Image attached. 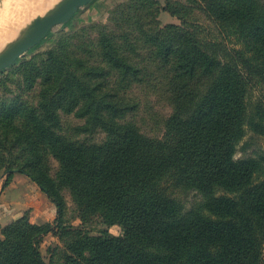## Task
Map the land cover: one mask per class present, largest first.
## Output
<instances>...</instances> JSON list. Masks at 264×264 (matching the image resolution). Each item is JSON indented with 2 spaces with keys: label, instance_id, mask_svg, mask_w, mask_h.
<instances>
[{
  "label": "trees",
  "instance_id": "obj_1",
  "mask_svg": "<svg viewBox=\"0 0 264 264\" xmlns=\"http://www.w3.org/2000/svg\"><path fill=\"white\" fill-rule=\"evenodd\" d=\"M188 1L129 0L96 40L70 38L0 80L5 185L26 175L57 209L53 223L25 215L2 228L0 264H53L41 251L50 234L65 242L61 264H264V154L236 157L250 130L264 133V105L256 114L248 105L252 86L264 83V0ZM162 10L182 25L161 26ZM194 11L242 47L202 36ZM148 69L173 104L162 137L129 115L128 92ZM35 88L37 102L27 99ZM65 114L84 122L68 129ZM179 191L203 200L187 210ZM67 192L80 226L66 220ZM96 218L123 235H91L85 226Z\"/></svg>",
  "mask_w": 264,
  "mask_h": 264
},
{
  "label": "rangeland",
  "instance_id": "obj_2",
  "mask_svg": "<svg viewBox=\"0 0 264 264\" xmlns=\"http://www.w3.org/2000/svg\"><path fill=\"white\" fill-rule=\"evenodd\" d=\"M59 1L60 0H31L28 6L26 8H23L20 5L23 4L25 0H1L0 53L3 52L6 47L11 45L21 35L37 16L54 6ZM128 1L129 0H93L85 7H82L70 21L65 24L56 26L40 44L26 52L17 60L15 64H13L11 67L7 68L3 72H0V80H2L3 78L6 79V73H8L13 66L19 65L24 60H40L41 58H46L49 52L58 49L62 42L64 43L65 41L66 43V41H68V39L70 38H74V41L72 40L73 43H76L79 39H81L80 41L87 42L86 38L90 40H96L99 35V31L103 26L111 27L110 19L115 9L119 5L125 4ZM158 1L162 6L166 5V3L170 1H177V3L181 5L184 4V6L190 5V1L188 0ZM191 14L192 17H190V20L192 22H199V24L204 28L202 36L205 35L204 37H206V34L210 31L214 39L226 37L225 42L228 45H236L237 47H242L240 41L237 40L236 36H233V34H231L229 28H227V31H224L218 24L214 23L213 20H210L202 12L200 13L198 11H194ZM8 17L10 18L8 19ZM13 20H19V22L21 21L23 25L20 24L18 32L16 33L15 37L12 38L13 40H9L8 42L2 41V38L4 37L3 32H5V26ZM158 20L161 26L171 24L179 26L182 25V21L178 19L177 16H172L168 11L165 10L160 11L158 15ZM222 30L225 32L224 34ZM140 54L141 58L145 56V53L143 51H141ZM142 65L145 67L152 66L148 60ZM152 72L155 73V71H150L148 69L143 75V80L140 83L135 84L132 89L128 92V100L130 101V103L136 104L135 111L131 112L129 115H131L130 119H133L137 122L144 134L151 137H162L165 130L164 123L165 120L173 112V104L171 103V101H169V99H167V97H165L166 94L164 93V89L161 90L157 87L158 81H156V78L158 75V80L160 79V73L154 74ZM146 73H149L150 75L147 76ZM18 78V75H16L15 77H13V80L11 82L7 81L6 83L8 84V87H12L15 89L17 86V82L19 81ZM256 82L257 83L254 84L250 89L248 99L249 110L253 114L257 113L259 105H264V83L259 81ZM34 90L35 91L31 92V95H29L27 99L32 100L33 102H37L39 88H35ZM6 93H8V90H6L4 86L0 84V96ZM62 117L64 126L68 129H71V127H75L76 125H81L84 122L83 120L76 117L74 114H65ZM103 136V134H100L90 137L92 138V140H95L102 139ZM263 154L264 133L257 134L254 131L250 130L245 139L240 143L236 157H259ZM53 168L55 173L58 169V165L56 162H53ZM0 174V205H3L6 201H8L11 196L13 197V195L17 192L19 188H23L30 195L29 197L27 195L18 196L16 197L18 201L20 200L21 202H23L24 200H32L34 194L37 193L43 194L49 200L48 196L44 192H42L38 184L32 181L28 176L20 174L24 176H21L23 179L21 178L16 181L15 176L19 173H15L12 176L10 182L5 185L9 173L1 171ZM11 187H13L14 189L10 190ZM177 196L185 205L187 210L192 209L203 200L201 194L194 191H179L177 193ZM66 198L68 203L66 220H68L69 223L74 226H80L81 220L78 218L76 206L73 203L71 196L68 192L66 193ZM50 203L52 202L50 201ZM32 208H34L33 205ZM32 211L33 210L31 209H26L24 212H22L20 217L13 219L12 221L6 219L8 218V215H5L6 212L1 213V216L3 215V219L0 218V230L25 215H27L30 221L34 223V215ZM55 219L56 217L54 218V221ZM85 229L93 236H99L105 233L112 236H122L124 233V230L121 226H109L105 224L101 218H96L91 223L87 224L85 226ZM64 249V240L61 239L59 236H54L53 234L46 236L41 245V251L46 262H51L53 264H61L60 257Z\"/></svg>",
  "mask_w": 264,
  "mask_h": 264
},
{
  "label": "water",
  "instance_id": "obj_3",
  "mask_svg": "<svg viewBox=\"0 0 264 264\" xmlns=\"http://www.w3.org/2000/svg\"><path fill=\"white\" fill-rule=\"evenodd\" d=\"M92 1L60 0L37 16L28 28L0 53V72L15 64L21 56L40 44L56 26L70 21L82 7Z\"/></svg>",
  "mask_w": 264,
  "mask_h": 264
},
{
  "label": "crops",
  "instance_id": "obj_4",
  "mask_svg": "<svg viewBox=\"0 0 264 264\" xmlns=\"http://www.w3.org/2000/svg\"><path fill=\"white\" fill-rule=\"evenodd\" d=\"M23 175L17 174L15 176V180L21 179ZM24 177V176H23ZM23 179V178H22ZM14 188L11 187L10 190ZM27 195L29 197V193L26 192L23 188H19L17 192L11 196L8 201H6L3 205H0V218L3 219V215L1 213L6 212L5 215H8V220L12 221L21 216L22 212L26 209L33 210V220L34 223L42 224L54 221L56 217V209L54 204L50 203V201L41 193L34 194L32 200H24L21 202L16 199L18 196ZM32 205L34 208H32ZM10 214V217H9Z\"/></svg>",
  "mask_w": 264,
  "mask_h": 264
},
{
  "label": "bare ground",
  "instance_id": "obj_5",
  "mask_svg": "<svg viewBox=\"0 0 264 264\" xmlns=\"http://www.w3.org/2000/svg\"><path fill=\"white\" fill-rule=\"evenodd\" d=\"M31 2V0H25V2H23V4H21L20 6H22L23 8L25 7H27L28 6V4ZM22 8V9H23ZM10 9V8H9ZM18 10H19V8H18ZM24 10H26V9H24ZM5 15H6V13H5ZM10 17H8V19H9ZM19 19V18H18ZM4 24V23H3ZM20 24H22L21 23V21L19 22V20H13V21H11V22H9L6 26H5V32H3L4 33V37L2 38V41H6V42H8L9 40L11 41V40H13L12 38H14L15 37V35H16V33L18 32V30H19V28H20ZM23 25V24H22ZM1 34V33H0Z\"/></svg>",
  "mask_w": 264,
  "mask_h": 264
}]
</instances>
